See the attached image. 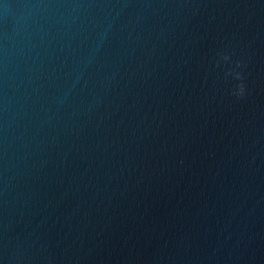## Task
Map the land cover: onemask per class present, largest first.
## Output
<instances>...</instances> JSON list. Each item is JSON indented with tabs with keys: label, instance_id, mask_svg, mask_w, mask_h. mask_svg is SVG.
Masks as SVG:
<instances>
[{
	"label": "water",
	"instance_id": "95a60500",
	"mask_svg": "<svg viewBox=\"0 0 264 264\" xmlns=\"http://www.w3.org/2000/svg\"><path fill=\"white\" fill-rule=\"evenodd\" d=\"M0 264H264V0H0Z\"/></svg>",
	"mask_w": 264,
	"mask_h": 264
},
{
	"label": "clouds",
	"instance_id": "9594fccd",
	"mask_svg": "<svg viewBox=\"0 0 264 264\" xmlns=\"http://www.w3.org/2000/svg\"><path fill=\"white\" fill-rule=\"evenodd\" d=\"M221 55H222V59L224 61H228L230 59L229 55H226V54H221ZM239 66H240V62L237 61L236 62V67H239ZM233 73H234L236 79H241L242 80V74L240 72H238V71H235L234 69H230L229 72L226 75H231ZM244 93H245V86H244L243 83H241V84H239L237 86V89L234 90L233 95H236L238 97H242L244 95Z\"/></svg>",
	"mask_w": 264,
	"mask_h": 264
}]
</instances>
